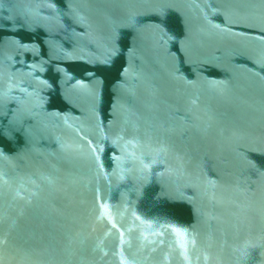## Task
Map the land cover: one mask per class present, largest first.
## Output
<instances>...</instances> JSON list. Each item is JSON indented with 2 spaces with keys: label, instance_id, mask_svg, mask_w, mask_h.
I'll return each mask as SVG.
<instances>
[{
  "label": "water",
  "instance_id": "obj_1",
  "mask_svg": "<svg viewBox=\"0 0 264 264\" xmlns=\"http://www.w3.org/2000/svg\"><path fill=\"white\" fill-rule=\"evenodd\" d=\"M0 264H264V0H0Z\"/></svg>",
  "mask_w": 264,
  "mask_h": 264
}]
</instances>
